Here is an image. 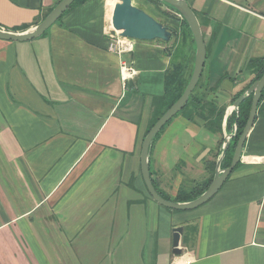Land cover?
I'll list each match as a JSON object with an SVG mask.
<instances>
[{"label": "crops", "instance_id": "crops-1", "mask_svg": "<svg viewBox=\"0 0 264 264\" xmlns=\"http://www.w3.org/2000/svg\"><path fill=\"white\" fill-rule=\"evenodd\" d=\"M60 1L0 0V28H31ZM186 1L207 49L196 98L213 96L225 117L214 131L190 105L152 142V181L172 199L214 177L234 98L264 58V0ZM115 3L85 0L39 37L0 38V264H264V117L210 200L179 211L156 202L142 143L174 64L193 72L196 43L188 36L176 54L179 22L169 42L111 52ZM123 62L135 77L124 79Z\"/></svg>", "mask_w": 264, "mask_h": 264}, {"label": "water", "instance_id": "water-1", "mask_svg": "<svg viewBox=\"0 0 264 264\" xmlns=\"http://www.w3.org/2000/svg\"><path fill=\"white\" fill-rule=\"evenodd\" d=\"M76 0H61L46 17L36 24L21 32H15L0 28V38L6 40H29L41 36L49 27H51L75 2ZM174 7L183 16L188 23L196 43V54L194 61V69L191 78L183 91L182 95L157 119L153 126L147 132L141 149V168L142 174L147 186V189L152 198L160 205L176 210H190L201 206L210 200L222 187L224 182L228 179L234 168L238 165L242 158V151L246 142L247 136L253 127L258 115V105L264 91V74L255 80L234 102L233 111L239 112L240 104L252 95V105L249 112V117L245 128L240 135L233 154L230 166L222 168V161L230 146V141L235 137L237 126L235 130L225 134L223 149L220 158L217 162V168L212 182L208 188L198 197L189 201H175L164 198L156 189L150 173L149 152L151 144L156 134L172 119L174 118L187 104L189 98L197 86L202 75L206 57L207 49L202 34V30L196 14L186 0H160ZM111 33L116 31L124 37H129L136 40H155L170 41L173 29L157 20L154 16L149 14L143 8L136 6L133 0H117L111 16ZM183 227L178 226L173 231V253L180 254L182 249L180 247L181 234Z\"/></svg>", "mask_w": 264, "mask_h": 264}, {"label": "trees", "instance_id": "trees-1", "mask_svg": "<svg viewBox=\"0 0 264 264\" xmlns=\"http://www.w3.org/2000/svg\"><path fill=\"white\" fill-rule=\"evenodd\" d=\"M83 1H85V0H76L71 6L77 5ZM153 1L161 2L160 0H153ZM182 25H183V29L181 32V36L184 40L183 41L181 40V45L179 46V48H177L176 54L182 55L181 57H184V55H185V49H184L185 48V40L187 39L188 36H190L192 41L194 42V37H193V34L190 30V27H189L188 23L185 21V19L182 20ZM249 66L255 72V75H254V78L252 81V83H253L255 80L259 79L264 74V58L251 60L249 63ZM182 69H184V63L174 64V69L170 75V78L168 79V85L166 87V91H165L164 95L161 97H158L154 100V102H153L154 114H153L152 119L150 121L149 129L153 126V124L157 121V119L166 111V109H168L182 95L183 91L185 90V88H186V86H187V84L191 78L192 72H190L188 75H185L183 73ZM198 85H199V82H198L197 86ZM242 93H243V91L241 93L237 94L234 98V101ZM190 105H192L194 107V109L196 110L195 114L198 115L202 119V121L204 122V124L207 128H210L214 131L222 133V128H223L222 125H223V120L225 117V108L219 106L216 102V99L213 96H211V95L208 96V95L204 94L201 98L198 99V98H196L195 89H194V91L192 92V94L189 98V101L187 102L185 107L180 112L186 111ZM251 105H252V95L248 96L240 104L239 112L234 111L227 119L228 130L230 132H232L234 130L233 125L236 124L238 134L235 137H233L230 141V146H229V148L226 152V155L222 161V168H226V167L230 166V164H231L233 154H234V151H235V148L237 145V141H238L240 135L242 134V132L245 128V125L247 123V120L249 117V112L251 109ZM258 114L264 117V91H263L262 97H261L259 105H258ZM160 131L156 134V136L154 137V140L157 138ZM222 139L220 140V143L221 142L223 143ZM212 179L213 178H211L209 181H207L206 183H204L201 186L199 184L196 185V187H194L190 191V193L180 191L175 199L170 198L169 196L163 194L159 190H157V191L166 199L175 200V201H189V200H192V199L198 197L200 194H202L208 188V186L212 182ZM168 209H170V208H168ZM170 210L179 211L176 209H170Z\"/></svg>", "mask_w": 264, "mask_h": 264}, {"label": "rangeland", "instance_id": "rangeland-1", "mask_svg": "<svg viewBox=\"0 0 264 264\" xmlns=\"http://www.w3.org/2000/svg\"><path fill=\"white\" fill-rule=\"evenodd\" d=\"M133 3L136 6L143 8L145 11H147L149 14L154 16L157 20H159L163 24L168 25V26L172 25L175 28L176 32L178 33L180 32L181 27H180V24L178 23L182 22L184 18L178 12V10H176L171 5L164 3V2H155L153 0H133ZM156 40L159 42H167V41H163L160 39H156ZM234 130H235V127H234ZM222 141L224 140L222 139ZM223 144L224 142L223 143L221 142L220 144L221 151L223 149Z\"/></svg>", "mask_w": 264, "mask_h": 264}, {"label": "built area", "instance_id": "built-area-1", "mask_svg": "<svg viewBox=\"0 0 264 264\" xmlns=\"http://www.w3.org/2000/svg\"><path fill=\"white\" fill-rule=\"evenodd\" d=\"M108 34H109L108 49L111 52L122 54L124 52L133 50L135 39L121 36L117 31L115 34H112L111 32H108ZM122 70L124 73V79L133 78L137 75V71L126 62L122 63Z\"/></svg>", "mask_w": 264, "mask_h": 264}, {"label": "bare ground", "instance_id": "bare-ground-1", "mask_svg": "<svg viewBox=\"0 0 264 264\" xmlns=\"http://www.w3.org/2000/svg\"><path fill=\"white\" fill-rule=\"evenodd\" d=\"M116 2H117V0H116Z\"/></svg>", "mask_w": 264, "mask_h": 264}]
</instances>
